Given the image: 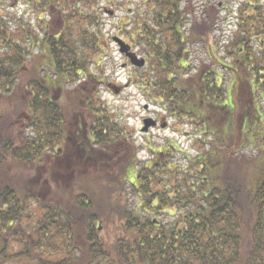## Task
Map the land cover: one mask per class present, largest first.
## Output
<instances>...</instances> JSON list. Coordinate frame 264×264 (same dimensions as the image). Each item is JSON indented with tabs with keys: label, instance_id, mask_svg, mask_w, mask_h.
<instances>
[{
	"label": "trees",
	"instance_id": "1",
	"mask_svg": "<svg viewBox=\"0 0 264 264\" xmlns=\"http://www.w3.org/2000/svg\"><path fill=\"white\" fill-rule=\"evenodd\" d=\"M11 1L0 0V264H264V148L255 160L244 152L264 147V114L253 100L258 87L264 91V74L250 54L251 40L264 35L263 6L238 5L234 63H216L235 74L228 89L215 68L190 74L187 46L208 43L217 4L206 11L208 22L188 30L182 0H138L136 16L124 23L134 25L127 36L147 58L136 69L143 71L138 82L171 116L196 124L200 147L195 155L181 150L186 166H172L176 146L158 153L165 158L158 155L124 178L125 195L109 185L121 186L122 171L137 168V160L129 155L111 177L119 159H109V145L125 133L92 88L72 91L83 89L88 111L73 122L74 150L85 149L98 165L87 169L85 191L75 194L74 179L68 181L57 159L61 148L71 157L62 98L71 83L90 77L92 65L100 66L106 6H98L101 0ZM19 4H25L20 15ZM148 72L150 78L143 75ZM18 169L21 180L11 173ZM110 224L119 233L107 232Z\"/></svg>",
	"mask_w": 264,
	"mask_h": 264
},
{
	"label": "rangeland",
	"instance_id": "2",
	"mask_svg": "<svg viewBox=\"0 0 264 264\" xmlns=\"http://www.w3.org/2000/svg\"><path fill=\"white\" fill-rule=\"evenodd\" d=\"M58 1L60 4L64 2V0ZM129 1H132V3ZM246 1L248 0H182V7L189 11V14L186 15L188 19L186 27L188 30L192 25L201 23L204 19L207 22L210 20L207 18L208 15L206 11H208V8L213 4H217V7L220 9V14L213 24L214 27L212 26L210 37H208V43L203 42V40H196L195 43L187 46L189 47L188 50H190L189 62L192 69L190 70L191 75L196 77L209 67L215 68L220 72L221 76L224 77L223 79L225 80L226 87L228 89L230 88L232 80L230 69L226 70L222 65H216V63L217 58L224 63L230 64V66L234 63L232 58L235 54L234 44L236 40L234 41V37L238 28L237 26H239L236 20V12L237 8H239L238 5ZM251 1L258 2L264 7V0ZM16 2V0H13L11 4H17ZM23 5L25 4L18 5L19 15L25 10V6ZM98 6H106L103 12L100 13L103 35L106 38L105 49L97 56V62L100 63V66L95 64L91 66L90 73L88 72L90 77L85 80L83 78L80 82L75 84L71 83L66 89L67 93L62 98V104L68 115L67 134L69 135L71 132V136L73 135L77 127L75 125L76 122H73H80V117H83L80 113V110L83 109L81 102L83 98V89L73 94L72 91L75 88H82V86H84L86 90L92 88L90 93L96 94L95 96L98 101L105 105L107 109L111 110V117L120 125V131L125 133V135L122 136L119 134L116 138L112 136L114 139L111 140V145H109V149L112 151V153L108 155L109 159H111V155L115 157L118 156L117 158L119 159L117 163L112 162L111 164V177H116L118 175L117 172L120 170L121 166L119 164L127 160L129 155L137 154V161H139L140 164H149L151 161L159 160L157 159L159 155L157 154L158 150L168 147L170 150H173L174 145L177 150H175L176 152L170 157L172 166L176 163L186 166L185 164H187V161L183 159L181 150H186L191 155L197 153L200 143L196 140V132H200V130H197L196 124H191L189 120L171 116L168 111L163 110L161 107L162 105H160L158 101H155L153 97L148 95L147 89L143 88L141 82H138L140 80L139 75H141L143 71L136 70V67L130 63L129 58L124 53L120 52V45L117 43L118 39H122V41L130 46L132 51L137 52L139 56H144L136 43L132 42L130 37L127 36L133 31L132 28L134 25H124L126 21L136 16L134 12H137L136 10L140 8L138 0H101ZM83 10H85V8H83ZM47 18L49 20L52 19V17ZM119 27H123L124 29L119 31ZM262 37L264 38V35H262ZM262 37L254 39L255 44L252 46L253 48L250 52L253 58L252 61L257 68H264V61H262L264 57V41L262 42L260 40ZM249 56L248 54V57ZM260 65H263V67ZM149 72L143 73V75L150 78ZM261 73L264 74V71H261ZM232 74L234 73L232 72ZM188 76L189 73L185 75V77ZM69 90H71V92H69ZM262 91L263 90L258 87V92L262 93V96L256 94V98L254 97L253 100L255 104L260 106L259 109H261L264 114V92ZM2 107L8 110L11 105L7 107L3 105ZM81 112H84V114L88 113L86 110H82ZM149 117L157 119L159 125L155 128L152 127L147 133H142L141 128L144 125V120ZM69 124H72V126ZM161 125L166 126L162 127ZM68 128H70L71 131ZM68 139L69 146L74 147L76 144L75 137L72 136V138ZM69 146L65 150L67 153H70L68 150ZM102 147H104V144ZM263 148V145L260 144V148H246L244 152L247 159L253 158L252 160H255L256 156L258 159V154ZM159 156L160 160L165 158L161 155ZM57 159L58 162H61V171H64V174L68 176V181L74 179L73 181H75L74 185L76 188V191L74 190L75 194H78L80 191L83 192V190L85 191L86 188L81 184L87 180L86 178L90 177L87 169L95 168L98 170V165L88 159L84 152H79L76 156H72L70 159L66 160L67 156H65L64 150H62L59 152V157ZM124 164L125 163H122V165ZM131 170L135 172H131ZM136 170L138 169L128 167L127 170L122 171L124 172L121 175L123 184L121 186L109 185L111 189L121 190L123 194L126 195L125 188H129L130 185L126 183V179L124 178L128 176L132 178V175L134 176L137 172ZM251 170H253V168ZM12 171L11 173L16 174L17 178L20 180L22 176H24V172L21 169ZM26 171H28V169ZM32 178L33 176L29 177V179ZM97 179L98 177L92 179L91 184L92 187L98 191ZM60 190L68 193L66 188ZM68 194L71 195L70 202L72 200L74 201V195H72V193ZM128 196L133 204L135 202L138 203L137 199L134 197L132 198L131 195ZM108 204H110V202H106V206ZM117 215L118 213L114 214V220L116 218L118 220ZM154 218L164 220L163 215L156 214ZM116 226H118V224L106 225L105 229L108 230L107 232L115 231L119 233L118 230H120V227H117L115 230ZM101 227L103 228V225H101Z\"/></svg>",
	"mask_w": 264,
	"mask_h": 264
},
{
	"label": "water",
	"instance_id": "3",
	"mask_svg": "<svg viewBox=\"0 0 264 264\" xmlns=\"http://www.w3.org/2000/svg\"><path fill=\"white\" fill-rule=\"evenodd\" d=\"M119 43L122 46L121 52L126 53L130 57L131 62L133 64H135L137 66H143L145 64L144 58L140 59L135 53L129 51V47L126 46V44L124 45L122 42H119ZM145 124H146V126L143 128V131H147L149 129L150 125L152 126V125L156 124V122L153 119L149 118V119L145 120Z\"/></svg>",
	"mask_w": 264,
	"mask_h": 264
}]
</instances>
